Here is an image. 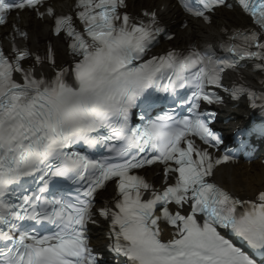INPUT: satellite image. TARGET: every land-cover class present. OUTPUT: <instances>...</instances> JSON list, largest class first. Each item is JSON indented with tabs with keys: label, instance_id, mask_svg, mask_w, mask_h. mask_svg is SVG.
I'll return each mask as SVG.
<instances>
[{
	"label": "snow or ice",
	"instance_id": "snow-or-ice-1",
	"mask_svg": "<svg viewBox=\"0 0 264 264\" xmlns=\"http://www.w3.org/2000/svg\"><path fill=\"white\" fill-rule=\"evenodd\" d=\"M180 3L209 27L221 11L246 22L224 27L222 54H158V14L131 15L126 0H74L67 12L0 0V264H106L88 235L97 218L125 264H264V186L245 197L215 181L235 157L219 154L217 114L203 108L224 104L222 90L264 112V81L259 95L225 86L246 63L264 75V0ZM24 13L50 25L68 60L51 43L31 47ZM149 166L162 169L159 188L139 174Z\"/></svg>",
	"mask_w": 264,
	"mask_h": 264
},
{
	"label": "bare ground",
	"instance_id": "bare-ground-1",
	"mask_svg": "<svg viewBox=\"0 0 264 264\" xmlns=\"http://www.w3.org/2000/svg\"><path fill=\"white\" fill-rule=\"evenodd\" d=\"M128 3L134 9L143 6H158V8L163 6L162 13L172 18H176L173 14L178 15L179 13L177 7L172 5L171 0H128ZM68 4L69 2L64 1L61 5L66 6ZM22 19L29 30L30 44L36 45L42 37L48 35V23L38 20L31 14H24ZM245 22L238 12L221 11L211 27H205L198 22H191L185 30L179 33L176 42L186 44L192 37H195L199 41L207 43L218 39L225 26ZM215 179L236 194L251 195L257 188L264 186V166L256 161L250 165L221 167Z\"/></svg>",
	"mask_w": 264,
	"mask_h": 264
}]
</instances>
